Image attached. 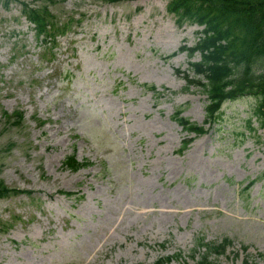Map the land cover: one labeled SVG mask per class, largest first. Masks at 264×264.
Masks as SVG:
<instances>
[{
  "label": "rangeland",
  "instance_id": "374dc122",
  "mask_svg": "<svg viewBox=\"0 0 264 264\" xmlns=\"http://www.w3.org/2000/svg\"><path fill=\"white\" fill-rule=\"evenodd\" d=\"M29 1L67 30L44 46L20 3L0 0V180L30 190L0 197V264H196L201 238L231 240L219 264H264L256 98L227 100L198 136L171 118L204 119L206 96L177 72L199 59L178 50L202 26L178 24L170 0ZM72 152L93 163L63 168Z\"/></svg>",
  "mask_w": 264,
  "mask_h": 264
},
{
  "label": "trees",
  "instance_id": "16d2710c",
  "mask_svg": "<svg viewBox=\"0 0 264 264\" xmlns=\"http://www.w3.org/2000/svg\"><path fill=\"white\" fill-rule=\"evenodd\" d=\"M12 1L20 2L22 14L33 23L35 36H41L40 40L44 45L49 42L48 38H54L66 30V24L58 25L50 20L52 17L46 6L35 7L26 0H5V4ZM167 9L177 17L178 24L191 21L203 26L193 46L184 44L179 47V51H186L190 57L199 54V59L188 62V70L193 74L180 69L177 72L185 79L183 90H189L191 85H195L207 98L202 124L183 116L179 109L174 111L171 118L184 130L200 135L219 120L223 102L251 94L256 98V103L247 118V127L253 132L256 130L252 125V117L255 116L259 126L264 129V0H170ZM144 85L149 86L154 94L160 93L155 86ZM3 115L8 119L14 116V121L18 123L23 118V111H3ZM207 123L208 128L205 127ZM192 140L193 137L183 138L177 151L183 152ZM89 164V160L79 161L75 153L66 155L62 160V166L70 170H78ZM252 183L253 180L249 181L244 190ZM29 191L11 187L0 180V197ZM60 191L66 195L73 194L71 191ZM8 225V222L0 220L1 230L6 231ZM228 244H231L228 238L219 243L199 239L192 252L199 249L198 247H204V250L199 251L196 264H219L210 255L213 252L223 253ZM180 255L178 252L174 257ZM190 255L194 257V253ZM171 258L166 256L155 264ZM243 264L252 263L244 259Z\"/></svg>",
  "mask_w": 264,
  "mask_h": 264
}]
</instances>
